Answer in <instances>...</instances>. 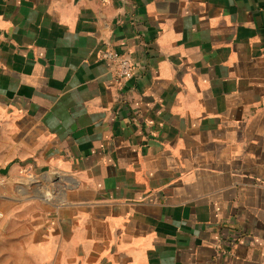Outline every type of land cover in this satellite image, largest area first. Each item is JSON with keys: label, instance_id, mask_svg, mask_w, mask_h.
<instances>
[{"label": "crops", "instance_id": "crops-1", "mask_svg": "<svg viewBox=\"0 0 264 264\" xmlns=\"http://www.w3.org/2000/svg\"><path fill=\"white\" fill-rule=\"evenodd\" d=\"M0 170V264H264V0H0Z\"/></svg>", "mask_w": 264, "mask_h": 264}, {"label": "built area", "instance_id": "built-area-1", "mask_svg": "<svg viewBox=\"0 0 264 264\" xmlns=\"http://www.w3.org/2000/svg\"><path fill=\"white\" fill-rule=\"evenodd\" d=\"M103 58L113 63L114 72L119 80L130 79L134 76L135 69L133 63L114 48L106 49L103 52ZM6 179L5 174L0 170V186L5 184Z\"/></svg>", "mask_w": 264, "mask_h": 264}]
</instances>
